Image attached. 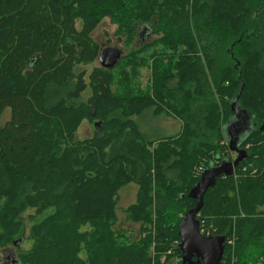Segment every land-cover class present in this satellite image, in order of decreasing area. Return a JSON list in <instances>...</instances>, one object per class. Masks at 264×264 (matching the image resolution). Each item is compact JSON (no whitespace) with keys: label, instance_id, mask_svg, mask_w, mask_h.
Masks as SVG:
<instances>
[{"label":"trees","instance_id":"obj_1","mask_svg":"<svg viewBox=\"0 0 264 264\" xmlns=\"http://www.w3.org/2000/svg\"><path fill=\"white\" fill-rule=\"evenodd\" d=\"M105 19L129 52L87 78L79 66L98 61ZM237 98L256 125L247 156L208 189L197 220L225 239L222 264H264V0H0V263L183 264L190 192L239 157L225 132ZM148 113L179 131L147 137L137 119ZM85 120L101 133L76 141ZM131 184L124 216L137 232L116 228Z\"/></svg>","mask_w":264,"mask_h":264},{"label":"rangeland","instance_id":"obj_2","mask_svg":"<svg viewBox=\"0 0 264 264\" xmlns=\"http://www.w3.org/2000/svg\"><path fill=\"white\" fill-rule=\"evenodd\" d=\"M81 22L78 23V28L81 29ZM142 31L145 28H141ZM117 26L112 24L109 19H105L100 27L95 31L93 37L101 46V49H106L109 47L120 49L123 52V55H126L129 52V49L125 45V40L122 37L116 35ZM155 36H150L149 33H145L142 37L143 41L150 42L154 39ZM95 67H101L99 60L92 64V65H80L79 68L81 70H85L87 73V78L89 74L92 73ZM80 70V72H82ZM143 84L146 85L150 78L151 72L150 69H143ZM236 116L229 122L228 125L225 127V132L228 139V144H230L231 140L234 137L237 138V145L240 148V144L246 138V136L253 131L256 127L253 117L247 115L243 112L239 107L238 104L234 107ZM150 115V116H147ZM165 117L156 118L152 116L150 113L142 116L141 118L137 119L142 131L144 134L151 138H160L163 137L166 133L167 134H175L180 129V122L171 118L163 119ZM154 120V122L152 121ZM102 124L100 121L90 122L85 120L82 122L81 126L79 127L76 135V141H84L85 139L93 138L96 135L101 133ZM235 133V134H232ZM137 191L138 187L135 184L127 185L126 187L122 188L119 192V201H118V216L119 222L116 225L117 229H126L129 231H136L137 228L129 223L126 222L124 216V210L127 209L130 205L134 204L137 198ZM2 202L0 201V206ZM34 217H37L36 211L28 210L23 216V225H24V233H23V241L17 246L18 249L28 250L31 245L32 241L29 240V233L30 228L34 223ZM36 219V218H35ZM34 220V221H33ZM11 251L15 254V249L10 248ZM3 249L0 248V258L3 257ZM164 260V259H163ZM171 260L168 264H174ZM1 264V263H0Z\"/></svg>","mask_w":264,"mask_h":264},{"label":"water","instance_id":"obj_3","mask_svg":"<svg viewBox=\"0 0 264 264\" xmlns=\"http://www.w3.org/2000/svg\"><path fill=\"white\" fill-rule=\"evenodd\" d=\"M122 57L123 52L120 49L109 47L101 50L98 60L103 69L110 70L118 65ZM237 103L238 98L233 103V109ZM229 146L231 150L239 154L236 161L233 163L225 162L217 168L205 171L196 187L189 194V197L195 199L197 204L193 210L187 213L186 218L180 225V249L183 264H222L225 239L223 237H205L201 235L197 215L204 206V198L208 189L214 186L220 177L232 175L234 167H237L247 156V152L237 145L236 137L231 140Z\"/></svg>","mask_w":264,"mask_h":264},{"label":"crops","instance_id":"obj_4","mask_svg":"<svg viewBox=\"0 0 264 264\" xmlns=\"http://www.w3.org/2000/svg\"><path fill=\"white\" fill-rule=\"evenodd\" d=\"M200 231V230H199ZM200 234H201V232H200ZM202 235V234H201ZM172 262H174V264H177V261L174 259V261H172Z\"/></svg>","mask_w":264,"mask_h":264},{"label":"built area","instance_id":"obj_5","mask_svg":"<svg viewBox=\"0 0 264 264\" xmlns=\"http://www.w3.org/2000/svg\"><path fill=\"white\" fill-rule=\"evenodd\" d=\"M200 232H201L202 235H204V234H203V231L200 230Z\"/></svg>","mask_w":264,"mask_h":264},{"label":"bare ground","instance_id":"obj_6","mask_svg":"<svg viewBox=\"0 0 264 264\" xmlns=\"http://www.w3.org/2000/svg\"><path fill=\"white\" fill-rule=\"evenodd\" d=\"M235 116H236V113H235Z\"/></svg>","mask_w":264,"mask_h":264}]
</instances>
